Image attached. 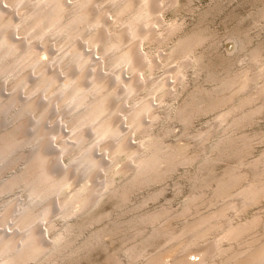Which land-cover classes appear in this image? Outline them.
<instances>
[{
    "label": "clouds",
    "instance_id": "obj_1",
    "mask_svg": "<svg viewBox=\"0 0 264 264\" xmlns=\"http://www.w3.org/2000/svg\"><path fill=\"white\" fill-rule=\"evenodd\" d=\"M0 264H264V0H0Z\"/></svg>",
    "mask_w": 264,
    "mask_h": 264
}]
</instances>
